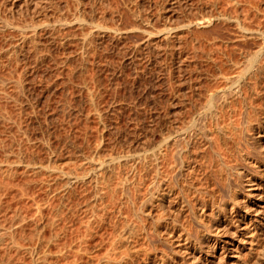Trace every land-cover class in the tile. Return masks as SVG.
<instances>
[{
  "label": "rangeland",
  "instance_id": "rangeland-1",
  "mask_svg": "<svg viewBox=\"0 0 264 264\" xmlns=\"http://www.w3.org/2000/svg\"><path fill=\"white\" fill-rule=\"evenodd\" d=\"M38 1L36 2L39 6L31 1L28 3L24 0H0V27L4 28L7 22L11 23L10 25L13 23L34 25L37 28L36 33L29 31L26 34H30V37L26 36L27 39L20 38L21 33L17 29L13 28V30L9 25H5V30L0 28V229H4L0 230V233H6V230L10 233V236L7 235L9 238L5 234L6 238L2 239L4 241L2 243L0 241V264H37V261L40 263V258H44L47 254L49 256L45 258L47 261L45 264H49L50 261L51 264L52 262L55 264L54 262L59 260L58 264H61L68 261L70 255L72 258L70 256L69 259L73 261L74 255L77 254L75 251L80 247L81 250L83 247L84 252L86 248L87 252L90 251L93 255L82 251L81 255L89 256L86 255L84 258L79 255L75 260L80 262V259H83L84 262L81 264H90L91 261L88 260L92 258L91 264H93L97 260L96 255L101 257L107 255L105 252L108 246L113 244L111 238L113 241L120 235L114 232L123 229L125 223L129 224L130 221L141 222L135 217L134 213L137 212L134 210L137 207L135 205L139 202L141 204L138 203V209L142 207L143 196L144 194L148 196L154 175L152 171L150 173V169H147L148 165L143 160L142 163L140 161L135 163L131 153L160 142L163 129L161 124L166 112L169 113V117L177 112L176 116L178 115L179 119L174 117V120L189 121L188 118L192 116L190 111L198 110L197 106L200 109L205 102L204 96L208 95H205L206 87L211 89L216 83V80L212 79L216 77V72L213 71L215 69L217 71L221 66H245V58L254 53H258V64L264 66V36L260 37L262 40L259 37L246 40L235 25L229 24L231 25L229 26L227 23V25L223 24L224 21L218 22L217 19L215 21L214 18L220 12L228 11L232 14L239 12L238 14L246 17L243 20L246 21L247 26L252 28L261 26L264 30V0H238L240 1L238 5L234 0ZM230 1H233V4L229 3ZM207 16L214 19L211 26L207 24L204 27H196L197 29L194 28L193 31L184 30L183 26L190 22L196 23ZM3 20H5L4 24H2ZM98 26L105 28H101L100 32ZM178 29L183 31H177ZM146 30L157 34H154L155 38L151 44H147L148 35L146 36L144 32ZM167 30L175 33L173 34L175 37L168 39L169 41L164 35ZM87 34L93 35L87 37ZM84 37L90 38L88 45L84 44ZM200 90H204V93ZM259 102L261 105L264 104V101L256 100V105L259 106ZM173 108L174 113L171 111H174ZM237 112L239 113L240 110L238 109ZM238 113L235 114L237 117ZM237 117L235 120L238 119ZM232 118L234 119V116ZM171 119L173 120V117ZM174 120L172 122L176 124ZM180 121L176 122L180 124ZM261 150L264 152V149ZM119 156L121 159L129 157L128 160L127 158L123 160L128 161L131 166L129 163L125 165L126 161L117 159ZM109 159L113 161L116 159L115 166H119L120 169L123 167L121 170L119 167H114L115 170L117 169V172L115 171L117 174L112 172L113 176H108L112 173L104 175L102 171L91 168L93 164L99 165L101 162L107 165L108 161H112ZM130 159H133L134 163ZM117 160H121L124 166ZM134 164H137V168H129L135 166ZM142 166L143 168L146 166L147 170L145 168L143 170ZM131 169H136L134 177L131 175L134 173ZM202 170L199 173L203 174ZM72 172H76L78 176L74 175L73 178L69 176ZM126 172L129 173L127 177L130 178L126 177L129 182L127 188L135 182L132 181L131 184L133 178L138 181L135 182L137 185L134 184L129 188L135 190L132 192L134 196L125 188L129 193L127 194L131 195L129 196L131 200L135 201L129 200L127 194H123L124 187L118 188L122 186L123 179L120 178L123 175L125 177ZM206 172L205 169L203 177L200 173L201 178L205 179ZM149 173L153 176H148ZM80 175L82 179H78ZM106 175L107 178H103ZM69 177L72 178L71 183L73 182L70 184L71 187L66 185V179ZM108 177H114V181ZM93 178H96V181ZM107 179L112 182L107 183ZM261 179L263 181L258 175L254 179L256 183L254 186H258L259 190L264 189V181L262 182ZM207 181L208 179H205V183ZM117 183L121 185L118 186ZM244 184L247 186L246 180L241 183L242 186L239 188L241 191L236 190L241 192L239 195L241 199L247 195L246 189V193L242 190L243 186L246 187ZM220 185L217 183L213 186L220 188ZM108 186L111 188H107ZM114 187H117V192ZM221 189L217 190L222 192ZM97 190L104 191L100 193ZM96 191L100 196L95 194ZM226 192L227 190L225 194L219 193L222 194L219 195V200L228 199L229 195ZM140 198L142 201H136L141 200ZM257 199H251L254 206ZM130 201L137 203L131 204ZM126 205L128 207L125 209ZM128 208L132 210V214ZM155 208H151V213L148 211L149 216L151 214L152 217L147 216V219L149 221L153 218L152 221L150 220L152 223L144 221L146 224L143 225V238H140V241H144L146 232L148 234L151 231L148 230L151 225V229L154 228V216L164 212L162 210L159 213L160 209ZM189 212L184 210L180 213L179 216L182 217L178 219V225L180 228L188 227L189 231L191 229L193 239L197 240L198 233L200 231L202 233L205 229L202 224L208 220L197 223L190 217L192 214L190 212V215ZM169 214L171 216L166 215L167 219L169 216L170 221V217L173 219L174 215ZM131 215L135 219L130 218ZM186 222L188 226H185ZM114 227H117L116 231ZM205 230L203 232H207ZM154 231L150 233L159 235ZM163 233L162 236L160 233L159 238L153 236V241L147 237V242L150 240V243H156L154 246L157 248L154 249H159L155 254H161L168 245L170 246L162 239L165 236ZM232 235H228L226 240H230ZM52 236L57 237L51 239ZM53 239L55 240L51 241ZM137 241L139 247H143L146 243V239L145 243ZM263 242L262 240V244L258 246L253 245L252 247H255L253 249L256 250L252 249V252L248 251L250 245H247L242 252L239 250L232 255L229 253L230 255L225 258V264L232 262L235 264L236 261L238 264H264ZM146 244L147 248L151 247V244L148 246ZM178 245L170 246V249L175 248L177 251L182 244L179 247ZM66 247L70 248L67 250ZM205 247L203 245V248ZM170 249L167 247L166 251ZM63 250L66 253H62ZM203 250L211 261L221 254V250L217 254L215 251H207L206 248ZM58 251L62 253L60 256L57 255ZM107 251L109 252V249ZM50 254H53L52 258ZM183 254L178 252L177 256L185 258L186 255ZM65 255H68L67 258ZM141 257L136 259L139 264H143ZM141 259L142 261L139 262ZM136 261L135 264H138Z\"/></svg>",
  "mask_w": 264,
  "mask_h": 264
},
{
  "label": "bare ground",
  "instance_id": "bare-ground-1",
  "mask_svg": "<svg viewBox=\"0 0 264 264\" xmlns=\"http://www.w3.org/2000/svg\"><path fill=\"white\" fill-rule=\"evenodd\" d=\"M24 1L25 2H28V1L34 2L35 0H24ZM36 1H38V0H36ZM239 2H238V0H234V3L236 5H238ZM229 3L233 4V1H230ZM37 4L38 3L36 2L34 5L39 6V4L38 5ZM239 6H237V7H239ZM238 13H234L235 14L234 15V14H232V12L228 13V11H227L226 13L220 12L217 15H215V17L213 15L212 16L215 18V21L218 20V22H220V20H221V21H224L223 24L227 23L228 25L229 24L235 25L237 27L236 29L237 30L239 29L238 30L239 33L241 32L240 34H242L246 40H247V38H249V39L250 38H256V37L260 38V37L264 36V30L261 28V26H259L257 28H255V27L252 28L248 25L249 26L248 27L246 24V21L243 20L246 17L245 16L243 17V16H241L243 14L240 15ZM207 17H204L202 20H200L198 22L196 21V23L190 22L188 25L183 26L184 30L187 29L186 31H189L192 29V31H193L194 28L197 29L196 27H199V26L204 27L207 24L208 25L210 24V26H211L212 25L211 23L214 21V19H213V17H209V16H207ZM5 20L2 21L3 22L2 24H4ZM6 23L7 22H5V25H9L12 29L13 28L17 29L22 35V37L20 36V38H23V39H27L26 36L30 35V34L26 35L27 33H29V31L36 33V30H37V28L34 27V25H28V26L27 25H14V23H13V25H10L11 23L10 24L9 23L6 24ZM5 25H4V28H5ZM231 25H229V26H231ZM9 26H8V29H9ZM1 27L3 30L4 29L3 26H1ZM98 28H99V26H98ZM101 28H105V27L101 26ZM101 28H99V29H101ZM180 28H182V27H180ZM138 29L139 28H137V30ZM115 30H117V29H115ZM141 30L143 31V29H141ZM179 30H181V29H178L177 31H179ZM101 31H102V29L100 30V32ZM147 31L148 30L144 31L146 33V36L148 35L147 36V44H151L153 41V38H155L153 36H155L154 34H156V33L153 34L151 32L152 33L151 34L149 31L148 32ZM171 31H168V30H167V32L164 31L165 32L164 35L166 37V40L171 39L172 37L173 38L175 37V35H173V34H175V33H173L174 31L173 32H171ZM177 31H176V33H177ZM181 31H183V30H181ZM133 32H135V31H133ZM89 33H91V32H89ZM117 33H119V32H117ZM32 35H33V33H32ZM89 35L92 36L93 34H89ZM89 35L87 34L86 36L88 37ZM164 35H162V36H164ZM34 36H36V35H34ZM91 36H90V38H91ZM160 36H161V34H160ZM87 37H84V39H83L84 44H86V45H88L87 43L89 42V39H90ZM176 37H178V36L176 35ZM260 40H262V38H260ZM154 43H155V41H154ZM154 43H153V45L156 44V43L155 44ZM263 51H264V49H263ZM245 59H246L245 66H221V67L218 66L220 68L215 66L218 68L217 71H216V69H215V71H213V72H216V74H215L216 77L215 78L211 77V78L214 81L216 80L215 81L216 83L213 84L212 88L209 87L211 89H208V86L206 87L207 91L205 92V95L206 94H208V95H207V97L204 96V99L206 98V100H205V102H203L200 109H199V106L196 107V108H198V110H195L194 112L193 111L191 112L189 110L190 108L188 109V111H190V113H191V114L190 113L189 114L192 115L191 117L188 118L189 121L185 122L186 121L185 119L183 120V122H181L182 120L181 121L180 120H174V117L178 118V115L176 116L177 112H176V114L174 113L175 109L173 108L174 111L171 110L175 114V116H173L174 114L171 112L173 114L171 116V113H170L171 117H169V115H168L169 113L167 114V112H166L169 109L166 110L165 111L166 114L164 116L165 119H164V121L162 119L163 124H161V125H163V127H162L163 129L161 130L162 136L160 138L161 139L160 142L156 143V145L151 144V146H149L148 143L146 142L147 143L146 145H148L149 147L148 146L142 147V150L138 149L139 151L137 150V151H135V152L133 151V153H131L132 154L131 157L135 160V163L139 162V161L142 163V160H143L148 165L147 169H150V173L152 171V173L154 175V178H153L154 182L152 181L153 184L152 183L150 184V185H152V187L150 186L151 190L150 189H149L150 191L147 190V191H149L148 192L149 194L147 193L148 196L146 197L145 196L146 194H144V196H143L142 207L140 205L141 208L139 207L140 209H138V205L141 204L139 202H138L139 204L136 202L137 205H135V206H137L136 207L137 209L135 208L134 210H136L137 212L134 213L136 215V216L135 215L134 216L137 218V220L140 219L141 222H137L136 220H135L136 222H134L131 219L133 222L130 221L131 223L129 222V224L128 223L126 224L124 222V219H123V222L125 223V227L123 229L120 228V230L122 229L121 231L119 230L118 232H114V233H118V235L119 234L120 235L118 236V238L115 235V238H117V239H114L113 241L111 238V243L113 242V244H111L112 247H110L111 245L108 246L107 250L109 249V252L106 250L105 253H107V255L105 254V256H104V254H102L104 257H101L100 255L99 256L96 255V259L98 261L93 260L94 261L93 264H132V263L135 264L136 259L141 257V256H142L141 258H143V261L141 259L139 262L142 261L143 264H210V263L211 264H225V258L230 254L232 255L235 251L239 252V250H241V252H242V250L245 249L247 247V245H250V249L248 248V251H251L253 248H255V247H252L253 245L258 246L259 244H262L261 243L262 240L264 241V189L259 190L258 186L255 187L254 185L256 183H255L254 179H255V176L258 175V177L259 176L262 177L263 181H264V152L261 150V149H264V104L261 105V103L259 102L261 106L259 105L260 106L259 107L258 105H256V100H259L262 102L264 101V66H262V64H260L261 66L258 64V61H259L258 60V53L248 55ZM179 68H182V67L180 66ZM173 74L174 73H172V75ZM213 80H211L212 83H214ZM207 81H209V80L207 79ZM179 83H178V85H179ZM181 84H182V82H181ZM209 86H211V85H209ZM190 87H191V85H190ZM196 87L198 88L199 86H196ZM187 89H188V87H187ZM187 89H186V92H187ZM204 90H202V91L200 90V91L203 92ZM198 91L199 90H197V92ZM208 91H209V93H207ZM178 92H179V90H178ZM194 92H195V90H194ZM196 96H197V94H196ZM193 98H195V97H193ZM177 99H179V98L177 97ZM191 100H192V98H191ZM200 101H202V100L200 99ZM180 102L181 101H179V103ZM183 104L185 105V103H183ZM196 104H198L197 100H196ZM175 106H176V103H175ZM166 107L167 106H165V108ZM177 107H178V105H177ZM176 109L178 110V108H176ZM194 109H195V107H194ZM238 109L240 110L239 113L237 112ZM186 110H187V108H186ZM236 113H238L237 114V115H239L238 117L235 115ZM166 115H168V116H166ZM190 115H188V116H190ZM232 116H234V119L232 118ZM172 117H173V120L175 121L176 124H174V122H172L173 121L171 119ZM236 117L238 118L237 120H235ZM180 119H182V118H180ZM176 121H178V122L180 121V124L181 123H183V124L180 125ZM257 144H258V146H257ZM143 148H145V149H143ZM259 150H261V151H259ZM127 154H130V153H127ZM126 158L124 157L121 159L120 156H119V158L117 157V159H121L122 161H124L123 159H126ZM128 159H129V157L127 158V160ZM133 159L132 160L130 159V160L134 163ZM109 160L113 161V159H109ZM115 160L116 159H114V161ZM121 160H117V161L119 163L121 162V164H122ZM112 161L111 162L108 161V163L106 162L107 165L102 163V162L99 165H97L98 163L93 164V165L91 163L92 167H91V165H90V167L92 169H98V170L102 171L104 173V175L105 174L108 175V174H110L109 172L115 173V171L117 169L115 170L114 167H116V168L119 167V166H115L114 161H113L114 162V166H113ZM117 161H116V165L118 163ZM126 162L127 163H125V165L129 163L128 161H126ZM144 162L142 164L143 166L145 164ZM139 163H137V164H139ZM137 164H134L135 166L129 167V168H134V167L137 168L136 167ZM122 166H124V165L122 164ZM130 166H131V164H130ZM143 166H142V168H143ZM139 167H141V165H139ZM144 168L146 169V166ZM144 168H143V170H144ZM201 168L202 169L205 168L207 170L206 175L204 176L205 179H208V181L206 183H205V179L201 178V176L203 177V174H205L204 173L205 169L203 172V170ZM119 169H120V167H119ZM131 170H133V169H131ZM134 170H136V169H134ZM134 170H133L134 173L131 174V175H133V177L135 174ZM140 170L142 171V169H139L138 171H140ZM201 170L203 172V174L200 172L202 175L199 173V171H201ZM143 172L145 173L146 171H143ZM75 173L72 172L69 174V176H72V178L74 177V175L78 176V174L76 175ZM113 173L108 175V176H111V175L113 176ZM126 173H124V174H126ZM150 173L148 176L151 177L152 174L150 175ZM115 174H117V173H115ZM136 174H139V173H136ZM100 175H102V174H100ZM107 175H106V177H103V176L102 177L106 179ZM128 175H129V173H127V175H125V177L123 175L122 178H120V179H123V182L120 181L122 183V186H119V185H121V183L120 184L117 183V185L119 186V187L118 186L117 187L120 189L122 187H124L123 189L126 188V189H128V192L132 193L135 190H133V189L129 190V188H132L134 186V184H136L138 181L134 180L135 178H133V180L130 181L131 184L134 181L136 183L134 182L133 185L130 187L128 185L129 188H127V182H128V179H130L127 177ZM81 177L82 176L80 175V177H78V179H80ZM123 177L125 179L127 177L128 179L125 180ZM141 177L143 178V175ZM72 178L69 177L68 179H66V181H67L66 185L70 186V184L73 183V182L71 183ZM108 178L109 179L112 178L114 181V177H111V178L108 177ZM138 178H137V180H138ZM75 179H77V178L75 177ZM115 179H116L115 181L117 182V178H115ZM111 180L107 179V183H108V181L112 182ZM212 180H214L216 183L213 182ZM243 180H246L247 186H246V184H244L246 187L243 186L244 189L242 188V190H244V192H245V189H246L247 193L246 192L245 193L247 195L244 197L242 196L243 198L241 199L239 196L241 192L239 193L236 190H239V188L242 186L241 183L243 182ZM75 181H77V180H75ZM90 181H88V182H90ZM97 181H100V180H97ZM210 181H212L211 182L212 184L214 183L213 185H215L217 183L221 184L220 188H216V186H213L211 183H210L211 184L210 185L209 184ZM261 181H262V179H261ZM124 182H126V183H124ZM263 184H264V182H263ZM97 185H99V184H97ZM238 185H240V186L238 187ZM115 186H116V184H115ZM221 186H223L222 188H224V191H223V189H221ZM212 187H215L216 189L212 188ZM260 187L263 188V186H260ZM107 188H111V187L108 186ZM116 188H115V191L117 192ZM235 188H237V189H235ZM96 189H97V187H96ZM217 189L218 190L221 189V191L224 192V194H225V191L227 190L228 193L226 192V194H228L229 196L226 195V197L228 196L227 197L228 199L227 200L226 199L219 200L220 199L219 195H222L219 193H222V192L218 191ZM104 190H106V189H104ZM104 190H102L101 192L103 193ZM125 190L123 191L124 193L122 192L123 194L128 193L127 190L126 191ZM97 191L100 192V190H97ZM239 191H241V189ZM99 192H97L95 194L100 196L101 192L100 193ZM116 194H118V193H116ZM128 194H127V198L129 196H131ZM133 194L134 193H132V195ZM97 195H96V197H98ZM108 195H110V194H108ZM138 197H140V196L138 195ZM144 197H146V198H144ZM226 197H223V198H226ZM103 198H104V196H103ZM115 198H117V197H115ZM123 198L126 199V197H123ZM253 198H258L257 201L259 203H257V201H256L255 206L253 205L252 200H251ZM128 199L131 200L130 197ZM129 200L127 202H129ZM131 201H135V200H131ZM136 201H142V199L136 200ZM120 203L123 204L124 202L123 203L120 202ZM132 203H135V202H131V204ZM128 205H129V203H128ZM95 206L93 208H95ZM114 207H116V206H114ZM127 207L128 206L126 205L125 209ZM153 207L160 209V211L157 209V211H159V213L162 210L165 213L162 212L159 215L157 214L158 216L153 214V216L155 215L154 216L155 220H153L154 221L153 222L154 228L151 229L152 225L149 223L151 225V227L148 228V230L150 229L151 230L150 232L155 230L154 232H157L159 235L161 233V236H162V233L164 232L163 234L165 236H163L162 239L164 241L166 240L165 242L170 244V246L174 247V245L179 244L178 245V247H179L180 244H182V246H180L179 250L176 251L175 248L170 249V246L168 245L167 247L170 249L169 251H166V249H167V247H166V249L163 250L164 252L161 253L159 251L161 254H155L159 249L158 250L154 249L155 247L157 248V246H154L156 243L155 244H153L154 242L150 243L151 241L149 239L151 238V240L153 241L152 237L156 235L155 237L159 238V235L154 234V233H150V232H148V234H147V232H146V234L144 232V234L146 235L144 237L146 239V243H150L151 245L146 244L145 239H144V241L143 240H141V241L144 242L147 246L150 245L153 248V250H155L154 253H153V250H150L152 248L151 247L149 248V246L147 248L145 246V244H143V247L140 246L141 248L137 245V242H138L137 240H139V242H141L140 238L141 239L143 238L142 233H143V229H144V226H143L144 223L146 222V220H147V222H151L152 221L151 219H153V218H150L149 221L147 219V216L148 217L151 216V214L149 216L148 211L150 212L151 208H153ZM97 209H99V208H97ZM131 209L133 210V208H131ZM131 209L129 210V208H128V210L131 211V214H132ZM134 210H133V212H134ZM184 210H185V212L187 210V213H188V211H190L192 214V216H190V217L194 218L195 221H197V223L198 222L203 223L205 220H208V221L204 222V224H202L203 227L207 230V232H203L205 229L202 230V233L200 231V233H198L199 236H198L197 240L193 239L192 236H194V235L191 232V229L189 231L188 227H182L180 225L182 227V228H180L178 225L179 224L178 219L180 217H182L179 215H181L180 213L183 212ZM119 211H120V209H119ZM124 211H126V210H124ZM124 211H123V213H124ZM190 212H189V214H190ZM155 213H157V212H155ZM169 213H172L174 215V217L172 216L173 219L170 217V221L168 220L169 216H171ZM166 214L169 215L168 219H167ZM183 215H185V214H183ZM143 216L146 217L144 220H143V218H144ZM165 216H166V218H165ZM126 217L128 219L127 215H126ZM135 217H133L131 215L130 218L135 219ZM141 219L143 220V222ZM129 220L130 219H128V221ZM209 220H211L210 223H209ZM125 221H126V219H125ZM128 221H126V222H128ZM189 221H188V223H189ZM139 223H141V224L139 225ZM188 223L186 222L185 226L186 225L188 226ZM191 223H192V221H191ZM119 225H120V223H119ZM116 228L114 227V230ZM2 230H4V229H2ZM231 230H233V231H231ZM8 232H9V230H6V233L5 232L0 233L1 243H2V241H4L2 239L6 238L5 234H6V236L10 234ZM149 233L153 234V235L148 236V235H150ZM87 234H88V232H87ZM232 234H234V236ZM90 235H92V234H90ZM228 235L229 236L232 235V237H230L231 238L230 240H226V237ZM55 237H57V236H55ZM55 237L52 236L51 239L55 238ZM84 237H82V238H84ZM112 237L114 238V236H112ZM147 237H150V238H148L149 242H147ZM54 240L55 239H53L51 241H54ZM79 241H81V240H79ZM84 241H85V239H84ZM159 241L161 242V239ZM164 241H162V242L165 243ZM12 242H13V240H12ZM83 244H84V242L82 243V246H83ZM140 244H142V243H140ZM11 245H12V243H11ZM14 245H15V243H14ZM203 245L206 246L205 248L207 251H209V252L215 251L217 254L218 251L221 250V254L218 256H215V258H214L215 260L211 261L207 255V253L205 254L203 252L204 251L203 249H205V248H203ZM96 247H97V245H96ZM63 248H65V247H63ZM69 248H67V250ZM80 248L78 249L79 251L77 250L78 252L75 251L77 253V254L74 253V254H76V256L74 255L75 258H77L79 255H80V257L83 256V255H81L82 253H80V252H82L84 249H83V247H82V250ZM176 249H178V248H176ZM253 250H256V249H253ZM85 251L86 252H84V251L83 252L88 253L87 252L88 250H86V248H85ZM101 252H103V251H101ZM178 252L180 254L184 253L186 255V257L183 258V256H182L181 258H179L178 257L179 254L177 256ZM60 253L61 252L57 253V255L60 256ZM62 253H66L65 250H63ZM89 253H90V251H89ZM35 254L37 255V253H35ZM53 254L52 255L50 254L51 258L53 256ZM69 254H70V252H69ZM88 254H86V255L89 256ZM90 254H92V253H90ZM216 254H214V255H216ZM86 255L84 254V256H86ZM47 256H49V255L47 254ZM47 256H44V258H42V257L40 258V260L42 259V261L44 259V261H43L44 264L47 262L45 260V258H47ZM62 256H61V258L63 261ZM67 256H66V258H67ZM70 256L69 257L72 258V255H70ZM32 257H33V255H32ZM50 257H48V259ZM69 257L67 259L68 261H64V263L61 262V264H79V263L81 264V262H84V261H82L83 259L79 258L81 260L79 262V260H75L74 257H73L74 260L72 261L69 259ZM64 259H65V257H64ZM40 260H39V262L41 263L42 261H40ZM50 260L51 259H49L48 261H50ZM52 260H54V259H52ZM237 260H238V258H237ZM239 260H240V258H239ZM241 260H242V258H241ZM88 261L92 262V258H91V260H88ZM50 262H49V264H51ZM56 262H54V263L56 264ZM59 262H60V260H59ZM59 262H57V264ZM91 262H90V264H91ZM136 262L138 263V261H136ZM40 263H38V261H37V264H40ZM43 263H41V264H43ZM85 263H87V262H85ZM236 263L238 264L237 261L235 262V264ZM52 264H53V262H52ZM82 264H84V263H82ZM232 264H233V262H232Z\"/></svg>",
  "mask_w": 264,
  "mask_h": 264
}]
</instances>
